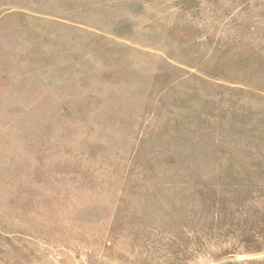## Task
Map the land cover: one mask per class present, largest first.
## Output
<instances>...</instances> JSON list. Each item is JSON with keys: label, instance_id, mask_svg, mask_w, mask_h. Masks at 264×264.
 Returning a JSON list of instances; mask_svg holds the SVG:
<instances>
[{"label": "rangeland", "instance_id": "374dc122", "mask_svg": "<svg viewBox=\"0 0 264 264\" xmlns=\"http://www.w3.org/2000/svg\"><path fill=\"white\" fill-rule=\"evenodd\" d=\"M264 264V0H0V264Z\"/></svg>", "mask_w": 264, "mask_h": 264}, {"label": "trees", "instance_id": "16d2710c", "mask_svg": "<svg viewBox=\"0 0 264 264\" xmlns=\"http://www.w3.org/2000/svg\"><path fill=\"white\" fill-rule=\"evenodd\" d=\"M229 264V263H228Z\"/></svg>", "mask_w": 264, "mask_h": 264}]
</instances>
